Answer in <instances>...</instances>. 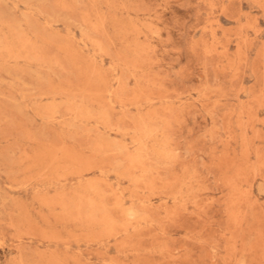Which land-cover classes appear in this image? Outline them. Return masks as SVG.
Returning <instances> with one entry per match:
<instances>
[{"label": "rangeland", "instance_id": "374dc122", "mask_svg": "<svg viewBox=\"0 0 264 264\" xmlns=\"http://www.w3.org/2000/svg\"><path fill=\"white\" fill-rule=\"evenodd\" d=\"M0 264H264V0H0Z\"/></svg>", "mask_w": 264, "mask_h": 264}]
</instances>
